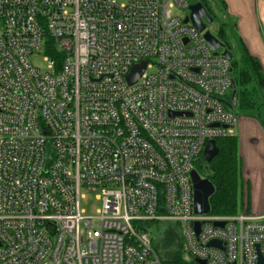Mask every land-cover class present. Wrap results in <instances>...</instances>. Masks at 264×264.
<instances>
[{
  "label": "built area",
  "instance_id": "built-area-1",
  "mask_svg": "<svg viewBox=\"0 0 264 264\" xmlns=\"http://www.w3.org/2000/svg\"><path fill=\"white\" fill-rule=\"evenodd\" d=\"M192 2L0 0V264H161L148 221H174L196 264L264 258V216L193 211L194 163L237 117Z\"/></svg>",
  "mask_w": 264,
  "mask_h": 264
},
{
  "label": "trees",
  "instance_id": "trees-1",
  "mask_svg": "<svg viewBox=\"0 0 264 264\" xmlns=\"http://www.w3.org/2000/svg\"><path fill=\"white\" fill-rule=\"evenodd\" d=\"M196 1L202 3L213 22L216 18L215 8L211 7L207 0ZM214 2L217 8L226 14L224 0H214ZM225 22L218 21L213 34L229 51L230 45L224 29ZM238 44L239 60L233 58L232 54L230 60L231 76L235 85L234 104L241 109H255L261 105L260 98L264 100V74L258 59L252 56L241 42ZM259 93L262 96H259ZM230 97L231 93L228 95L229 101ZM215 144L218 152L210 162L206 163L201 154L194 164L199 174L207 177L214 186V192L208 198L210 214H237L243 207L241 196L243 183L237 153V139L235 135L217 138ZM205 165H207L206 169ZM208 170L209 174L206 173ZM153 224L154 221H148L142 225L149 228ZM153 247L160 257L161 264H196L193 259L185 256L179 235L174 228L166 229L163 235L153 242Z\"/></svg>",
  "mask_w": 264,
  "mask_h": 264
},
{
  "label": "crops",
  "instance_id": "crops-1",
  "mask_svg": "<svg viewBox=\"0 0 264 264\" xmlns=\"http://www.w3.org/2000/svg\"><path fill=\"white\" fill-rule=\"evenodd\" d=\"M224 2L226 12L237 17L240 42L264 70V0ZM234 135L241 166L243 208L264 216V130L254 117L243 116L234 127Z\"/></svg>",
  "mask_w": 264,
  "mask_h": 264
},
{
  "label": "water",
  "instance_id": "water-1",
  "mask_svg": "<svg viewBox=\"0 0 264 264\" xmlns=\"http://www.w3.org/2000/svg\"><path fill=\"white\" fill-rule=\"evenodd\" d=\"M190 14H189V20L194 25L197 30L201 31L205 29L207 23L212 22V17L208 14L204 6L201 2L194 0L189 6ZM188 19H185V22H187ZM203 38L209 45V47L214 51V53H217L216 49L223 47V43L217 39L209 30H205L203 34ZM222 55H224L227 59H231V53L227 49H223ZM145 68V61H142L138 64H135L132 66L130 72L126 75V81L128 84L133 83L136 81L141 73L143 72ZM230 87L233 89L231 100L232 103H235L234 101V93H235V85L234 82L231 83ZM218 150L215 144L214 140H209L204 149H203V157L204 161L206 163L210 162V160L217 154ZM204 168H207V165L204 166ZM207 174L210 173L208 170L206 172ZM190 178L192 182L193 187V211L196 214H207L209 213V203L208 198L211 196L214 192V186L209 181L207 177L201 178L197 174L195 170H192L190 172ZM214 225L222 226L223 222L216 221L214 222ZM194 227L196 232L199 230V222L194 223ZM217 244L216 241H210L208 242V245H214ZM198 263H204V261L196 259ZM257 264H264V258L259 257Z\"/></svg>",
  "mask_w": 264,
  "mask_h": 264
},
{
  "label": "rangeland",
  "instance_id": "rangeland-1",
  "mask_svg": "<svg viewBox=\"0 0 264 264\" xmlns=\"http://www.w3.org/2000/svg\"><path fill=\"white\" fill-rule=\"evenodd\" d=\"M207 3L215 8V14L216 18H214V21L211 23L206 24V29L209 30L212 34L215 32V29L218 25V21L225 22V33L227 41L230 45V52L236 60H239V42L240 40V34L237 29V17L229 14V12L223 13L220 9L217 8L216 3L214 0H207ZM260 31L262 30V27H259ZM214 35V34H213ZM215 36V35H214ZM30 61L33 65L37 66L38 68H42L44 66V61L41 58V55L38 56H31ZM148 72H154L155 68H150L147 70ZM261 71L264 74V70L261 67ZM230 90H227V93H229ZM259 96H262L261 93H259ZM261 105L257 106L255 109H241L237 105H233L230 110L236 115L237 121L239 118L243 116H250L254 117L258 123L259 126L264 130V100L262 97L260 98ZM202 176V175H201ZM81 197L79 199V206L82 211V214L84 216H90L94 217L96 215V212L98 208L100 207V200L97 199L98 191L94 190H81ZM241 211H246L245 208L242 207ZM240 211V212H241ZM168 228H174L176 229V223L174 221H167V222H157L152 225L150 234L153 239V242H156V240L161 237L164 233V231ZM187 258L190 259L189 255H185Z\"/></svg>",
  "mask_w": 264,
  "mask_h": 264
},
{
  "label": "flooded vegetation",
  "instance_id": "flooded-vegetation-1",
  "mask_svg": "<svg viewBox=\"0 0 264 264\" xmlns=\"http://www.w3.org/2000/svg\"><path fill=\"white\" fill-rule=\"evenodd\" d=\"M200 177H201V178H204V176H201V175H200Z\"/></svg>",
  "mask_w": 264,
  "mask_h": 264
}]
</instances>
